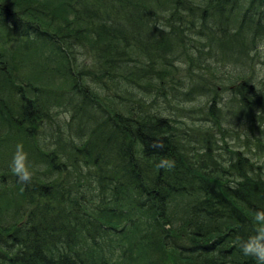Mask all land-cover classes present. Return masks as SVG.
I'll return each mask as SVG.
<instances>
[{"label":"trees","instance_id":"1","mask_svg":"<svg viewBox=\"0 0 264 264\" xmlns=\"http://www.w3.org/2000/svg\"><path fill=\"white\" fill-rule=\"evenodd\" d=\"M260 209L264 0H0V264H256Z\"/></svg>","mask_w":264,"mask_h":264},{"label":"clouds","instance_id":"2","mask_svg":"<svg viewBox=\"0 0 264 264\" xmlns=\"http://www.w3.org/2000/svg\"><path fill=\"white\" fill-rule=\"evenodd\" d=\"M154 147H162V145L156 144ZM174 163V161L165 160L161 161L159 166L173 167ZM9 167L19 183L27 184L32 180L34 169L23 144L16 145ZM253 220L254 234L240 241V249L245 256L254 258L256 264H264V209L255 211Z\"/></svg>","mask_w":264,"mask_h":264},{"label":"rangeland","instance_id":"3","mask_svg":"<svg viewBox=\"0 0 264 264\" xmlns=\"http://www.w3.org/2000/svg\"><path fill=\"white\" fill-rule=\"evenodd\" d=\"M162 10V9H161ZM65 13V12H64ZM161 15H163L164 17H170L171 16V13L170 12H167V13H163V14H161ZM181 47H183L184 48V50L186 51V52H188V51H191V50H188V49H190L191 48V45L189 44V43H187V44H181ZM137 53H138V51H129L128 53H127V57H132V58H135V57H137V56H139V57H137L138 59H140V62H138V64L139 65H144V60L142 59V57L140 56V55H137ZM167 77L171 80V82H172V84H173V86L174 85H176L177 83V81H181V80H183V77H181V76H176L175 74H173V72H172V70H170V74L169 75H167ZM59 81V80H58ZM228 81H226V82H221V83H227ZM219 84V83H218ZM197 104H199V103H195V104H193V103H191V104H188L187 105V107H190V106H196ZM182 217V213L181 214H179V219L177 220V223H179L180 222V218ZM143 220V219H142ZM144 221V220H143ZM139 225H143V224H137V226H139ZM183 241H185V237H183V239H182V242ZM176 257H178L176 254H174L173 252H170V251H168V252H166V254L164 253V258L166 259V262H167V264H171V263H174L175 264V258ZM118 263H120V264H123V261L122 260H120V259H118V260H116ZM171 262V263H170Z\"/></svg>","mask_w":264,"mask_h":264}]
</instances>
